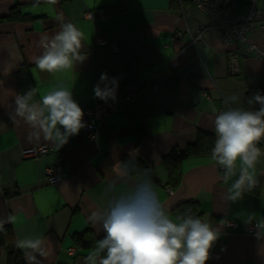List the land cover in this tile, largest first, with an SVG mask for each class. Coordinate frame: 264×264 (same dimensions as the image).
<instances>
[{
    "label": "crops",
    "instance_id": "obj_1",
    "mask_svg": "<svg viewBox=\"0 0 264 264\" xmlns=\"http://www.w3.org/2000/svg\"><path fill=\"white\" fill-rule=\"evenodd\" d=\"M13 8L17 12L10 16ZM59 16L84 33L87 59L53 75L37 69L34 58L43 51L41 36L59 31ZM210 23V15L192 0H57L54 5L0 0V228L11 225L15 244L18 237L40 236L49 251L42 264H84L95 244L79 247L74 236L106 235L88 217L107 207L115 194L105 193L110 182L116 181L118 192L129 190L117 172L121 162L131 160L134 179L145 168L151 170L173 220L179 218V208L192 203L200 218L218 230L207 264H264V239L258 240V230L250 231L245 223L253 213L264 220V165L256 169L260 185L236 202H229L226 194L237 177L225 182L223 169L211 156L184 160L180 185L167 183L171 151L194 144L202 131L216 140L215 116L229 107L224 98L239 95L240 102L230 106L245 109L248 91L264 81V58L237 42L224 43L222 30ZM199 32L203 37L191 44ZM98 35L115 41L118 49L98 45ZM249 35L264 47L256 26ZM231 55L239 59L235 74ZM102 73L118 80L116 100L94 97ZM61 84L73 90L81 107L94 108V141L81 130L59 149L43 139L30 141L27 126L10 119L17 94L37 87L39 98ZM101 105L110 110L106 117ZM42 144L49 146L44 155L22 154ZM259 146L264 150V141ZM53 165L62 166L63 178L49 183L45 171ZM0 264H7L1 246Z\"/></svg>",
    "mask_w": 264,
    "mask_h": 264
},
{
    "label": "clouds",
    "instance_id": "obj_2",
    "mask_svg": "<svg viewBox=\"0 0 264 264\" xmlns=\"http://www.w3.org/2000/svg\"><path fill=\"white\" fill-rule=\"evenodd\" d=\"M41 0H35L39 4ZM54 5L57 0H43ZM59 31L39 40L42 54L34 58L41 72L56 74L75 69L87 59L85 35L71 21L57 17ZM118 80H109L102 73L94 86V97L107 102L116 100ZM38 88H31L24 95L15 96V108L9 113L14 124L23 122L28 128V139L39 143L42 139L59 149L86 128L84 110L74 99L73 90L61 84L38 96ZM241 100L233 94L224 98L229 105L214 119L216 136L211 151V160L224 171L227 182L237 177L228 188L229 202L241 200L245 192L260 185L256 175L259 165H264V150L259 146L264 141V95L259 92L248 98L249 105H259L255 110L231 107ZM215 111V110H214ZM134 179L136 164L121 162L117 172L119 181L130 184L124 192H118L116 181L110 182L105 193H115L106 208L93 211L88 217L97 231L106 235L95 242V247L84 258V264H207L218 230L209 222L193 216L191 210L173 220L161 201L150 175ZM12 218L9 217V221ZM245 223L258 229L257 239H264V220L256 214H248ZM15 246L23 250L26 264H42L49 255L46 241L36 238H17Z\"/></svg>",
    "mask_w": 264,
    "mask_h": 264
},
{
    "label": "built area",
    "instance_id": "obj_3",
    "mask_svg": "<svg viewBox=\"0 0 264 264\" xmlns=\"http://www.w3.org/2000/svg\"><path fill=\"white\" fill-rule=\"evenodd\" d=\"M193 3L202 11L208 13L211 17L210 26L222 30V41L226 44L237 42L240 47L247 51L255 53L260 58H264V47L257 44L249 35V31L256 26L264 38V0H246L244 3L246 11L240 10L238 0H192ZM92 15V14H91ZM203 37L202 33H196L191 37V44L196 45L198 39ZM98 45L108 44L113 50H117V43L103 35L96 37ZM237 55H231V70L235 74L239 70V61ZM84 122L87 125L82 129L83 134L89 141H94L97 137V123L94 116V108L84 105ZM102 117H106L110 110L106 105L99 108ZM49 150L46 144L25 148L23 155L25 157H38L44 155ZM46 180L49 183H56L63 178V168L61 165H53L46 168ZM231 224V223H229ZM1 225V224H0ZM250 231H256L254 223L248 224ZM75 252L72 249V254Z\"/></svg>",
    "mask_w": 264,
    "mask_h": 264
},
{
    "label": "trees",
    "instance_id": "obj_4",
    "mask_svg": "<svg viewBox=\"0 0 264 264\" xmlns=\"http://www.w3.org/2000/svg\"><path fill=\"white\" fill-rule=\"evenodd\" d=\"M16 12L17 11L13 8L10 16L14 15ZM257 92L264 95V81L259 82V84L253 86L248 91L245 99V110H255L259 107V105H249L247 103L248 98ZM214 144V136L211 133L202 131L194 144H190L185 149H173L168 156V185L178 187L182 180L181 163L188 158L211 156ZM189 210H191V214L193 216L200 218L202 215L201 211L198 210L192 203L184 204L177 210V215L182 217L188 213ZM74 240L79 247L90 248L94 246L95 242L99 239L94 235H75ZM0 246L6 251L7 264H26L23 252L15 246L13 230L9 224H5L0 228Z\"/></svg>",
    "mask_w": 264,
    "mask_h": 264
},
{
    "label": "rangeland",
    "instance_id": "obj_5",
    "mask_svg": "<svg viewBox=\"0 0 264 264\" xmlns=\"http://www.w3.org/2000/svg\"><path fill=\"white\" fill-rule=\"evenodd\" d=\"M239 1V4H240V10L242 11V12H245L246 11V6H245V2H246V0H238Z\"/></svg>",
    "mask_w": 264,
    "mask_h": 264
}]
</instances>
